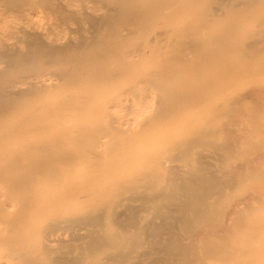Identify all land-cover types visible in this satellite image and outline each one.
Listing matches in <instances>:
<instances>
[{"label":"bare ground","instance_id":"6f19581e","mask_svg":"<svg viewBox=\"0 0 264 264\" xmlns=\"http://www.w3.org/2000/svg\"><path fill=\"white\" fill-rule=\"evenodd\" d=\"M0 264H264V0H0Z\"/></svg>","mask_w":264,"mask_h":264}]
</instances>
